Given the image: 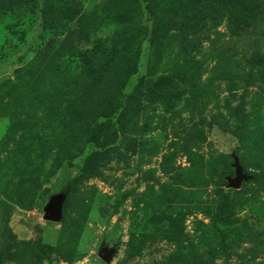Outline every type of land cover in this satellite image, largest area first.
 I'll return each mask as SVG.
<instances>
[{"label": "rangeland", "instance_id": "374dc122", "mask_svg": "<svg viewBox=\"0 0 264 264\" xmlns=\"http://www.w3.org/2000/svg\"><path fill=\"white\" fill-rule=\"evenodd\" d=\"M0 264H264V0H0Z\"/></svg>", "mask_w": 264, "mask_h": 264}, {"label": "water", "instance_id": "95a60500", "mask_svg": "<svg viewBox=\"0 0 264 264\" xmlns=\"http://www.w3.org/2000/svg\"><path fill=\"white\" fill-rule=\"evenodd\" d=\"M245 178V176L242 174V170L240 167L236 170V177L234 179L228 180V185L232 189H237L240 185V182ZM61 204L60 199L55 198L53 202H51L47 207V214L45 215V219L51 222H57L60 219V210ZM103 254L100 255V258L106 262L109 263L111 255L113 253V250L104 248L102 250Z\"/></svg>", "mask_w": 264, "mask_h": 264}, {"label": "trees", "instance_id": "16d2710c", "mask_svg": "<svg viewBox=\"0 0 264 264\" xmlns=\"http://www.w3.org/2000/svg\"><path fill=\"white\" fill-rule=\"evenodd\" d=\"M155 23H157V26H155V28H157L158 27V25H160L159 24V22H155ZM147 84V83H146ZM143 85V82L142 81H139L136 85H135V87L133 88V91L128 95V100L131 102L133 99H135V98H137L139 95H140V93L143 91V89L145 88H149L147 85ZM123 111L124 110H122V113H123ZM120 118V117H119ZM121 119V118H120ZM71 183H72V180L70 181ZM69 182V183H70ZM232 192H236L235 190H232ZM227 208H229V206H227ZM44 250L42 251V254H43V257L42 258H45L46 256H47V254H48V251L51 249V246L50 245H44L43 247H42Z\"/></svg>", "mask_w": 264, "mask_h": 264}]
</instances>
